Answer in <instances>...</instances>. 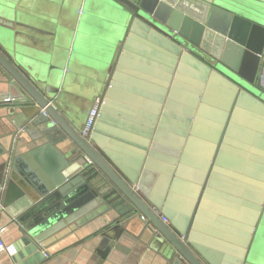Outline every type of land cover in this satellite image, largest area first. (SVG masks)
Returning <instances> with one entry per match:
<instances>
[{
  "label": "water",
  "instance_id": "95a60500",
  "mask_svg": "<svg viewBox=\"0 0 264 264\" xmlns=\"http://www.w3.org/2000/svg\"><path fill=\"white\" fill-rule=\"evenodd\" d=\"M15 1L0 0L7 108L24 107L15 128L42 111L35 130L20 131L33 132L32 147L14 155L15 136L0 142V189L8 178L2 205L25 224L22 241L35 252L26 264L98 215L102 257L140 216L168 264H264L254 254L255 240L264 249V9L246 0H85L111 17L112 41L124 39L115 64L95 76L99 86L110 79L87 139L81 112L60 92L68 77L23 66Z\"/></svg>",
  "mask_w": 264,
  "mask_h": 264
},
{
  "label": "crops",
  "instance_id": "0c3cea01",
  "mask_svg": "<svg viewBox=\"0 0 264 264\" xmlns=\"http://www.w3.org/2000/svg\"><path fill=\"white\" fill-rule=\"evenodd\" d=\"M4 1L13 2V0ZM17 1L20 3L18 10L24 20L20 22V25L16 21L14 32L19 34V45L22 48L20 54L25 57L22 61L23 66L29 70L37 69L39 71L42 69V73L57 71L66 79L68 77L65 87L60 89V92H64L63 97L68 102L75 104L81 112L78 120L80 129L95 97L104 96L106 85L109 83L110 74L102 86L96 82L95 76L99 72H106V68H110L109 64H115L121 49L119 42L122 44L124 39H119L118 43L112 41L116 32L111 17L101 15L98 12L99 8L85 0H76L74 6L71 7L64 3V0ZM17 1L13 7L19 6ZM246 1L250 3L251 7L264 9V2L260 0ZM87 14L91 16L88 18ZM85 15H87L85 28L79 33ZM78 33L82 35L83 55L81 57L76 55V65H74L72 53L77 49L75 40ZM98 50L99 53H97ZM90 55L94 56V62L88 58ZM83 59L86 64H94L88 75L80 69L81 63L84 62ZM8 75V71L0 63V142L5 146L10 143L12 136H15L12 147H14V155H16L24 152L28 145V147H32L33 132H26L22 137L21 130L24 131L27 128L35 130L34 127L40 123L33 119L40 114L42 109L39 108L35 115H30V118L21 127L15 128L14 121L20 124L25 119L20 114L24 107L11 105L12 111L8 110L7 107L10 103L6 99L10 97ZM77 96L79 100H76L78 101L76 104L74 99ZM18 136H21L24 141ZM5 157H7L5 153L0 155V179ZM24 176L27 177L29 174L24 173ZM16 179L18 184L22 187L25 186V177L21 178L18 175ZM8 183L7 178L3 181L0 189V227H3L0 238L4 244V248L0 250V264H26L29 259L35 256V252L28 249L27 242L22 241L21 235L25 224L16 217L8 215L3 209L2 200ZM105 222L106 219L102 215H98L65 237L44 246V248L40 247L42 252L46 251L49 255L34 264H168L167 258L160 251L158 242L155 241L145 220L140 216L123 224L121 232L115 239V244L107 256L102 257L100 250L103 248L101 242Z\"/></svg>",
  "mask_w": 264,
  "mask_h": 264
},
{
  "label": "built area",
  "instance_id": "2783aa9c",
  "mask_svg": "<svg viewBox=\"0 0 264 264\" xmlns=\"http://www.w3.org/2000/svg\"><path fill=\"white\" fill-rule=\"evenodd\" d=\"M104 102V96H97L95 97L92 106L89 109L88 115L85 119L84 124L82 125L80 132L81 134L86 137L87 139L90 138L94 125L97 121V117L100 114L101 106ZM86 160L88 163H91L92 160L86 156ZM161 218L164 222H169V219L165 215H161ZM3 230V227H0V233ZM4 248V244L0 238V250ZM45 256L47 257L49 254L48 252L44 251Z\"/></svg>",
  "mask_w": 264,
  "mask_h": 264
},
{
  "label": "rangeland",
  "instance_id": "374dc122",
  "mask_svg": "<svg viewBox=\"0 0 264 264\" xmlns=\"http://www.w3.org/2000/svg\"><path fill=\"white\" fill-rule=\"evenodd\" d=\"M111 14H113V18H114V16H115V11L114 10H112V12H111ZM82 31V25L80 26V29H79V33ZM78 33V36H77V38H76V40H75V45H76V50H75V52L74 53H72V55H73V64L74 65H76V55L78 54L80 57L83 55V46H82V43H81V38H82V35H80ZM97 53H99V50L97 51ZM88 58H90V60H91V62H94V56L93 55H90V57H88ZM84 60V59H83ZM93 63H90V64H86L85 63V60H84V62L83 63H81V66H80V69H81V71L82 72H87V73H91V69H92V67H93ZM97 68H98V66H97ZM99 70V69H98ZM75 100V102H76V104H77V102L78 101H76V100H79L78 99V96H77V98H75L74 99ZM262 237H264V235H261ZM257 239V238H256ZM262 238H260V239H257V241L255 240V242H254V247H255V249H254V251H255V255L257 254V255H259L260 253H263L264 254V251H261L262 249H263V243L261 242V241H259V240H261ZM264 250V249H263Z\"/></svg>",
  "mask_w": 264,
  "mask_h": 264
}]
</instances>
